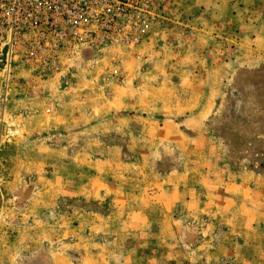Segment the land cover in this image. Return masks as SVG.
<instances>
[{"label":"crops","instance_id":"1","mask_svg":"<svg viewBox=\"0 0 264 264\" xmlns=\"http://www.w3.org/2000/svg\"><path fill=\"white\" fill-rule=\"evenodd\" d=\"M179 1L187 13L209 6L239 24L244 48L251 50L236 63L208 55L209 69L199 74L186 63L179 73H130L123 90L133 98L122 90L126 97L114 107L82 116L84 152L72 164L55 148L58 133L72 126L70 109L56 118L55 104L51 118L44 111L46 119L32 125L23 113L37 105L21 110L9 103L0 127V264H153L158 254L168 261L174 252L165 242L185 223L198 225L208 240L202 247L208 263L243 248L241 219L254 175L231 168L225 141L209 135L208 127L216 110L213 78L264 63V0ZM158 62L165 68L167 59ZM192 62L202 65L199 58ZM155 105L164 115L159 122ZM163 146L176 150L177 167L168 171L163 162L171 152ZM222 226L227 232L218 241ZM182 254L194 256L182 264H197L195 248L187 245Z\"/></svg>","mask_w":264,"mask_h":264},{"label":"rangeland","instance_id":"2","mask_svg":"<svg viewBox=\"0 0 264 264\" xmlns=\"http://www.w3.org/2000/svg\"><path fill=\"white\" fill-rule=\"evenodd\" d=\"M182 4L183 1L179 0L168 1L164 9L167 20L156 27L154 38L149 39L136 50L124 51L120 56L110 52L85 50L74 66L73 74L58 84L57 97L53 98L51 93L43 98L22 94L13 97L9 103H12L13 107L18 102L29 104V107L37 105L38 110L26 108L25 112L31 113H23L25 119L28 117L26 121L32 125L46 119L44 109L50 100L56 104V118L65 115V108L70 109L67 119L72 122V126L67 124L58 133L59 139L57 138L55 148L70 156L67 159L70 164L76 162L77 158L82 156L85 147L81 142L83 139L81 132L87 129V126L82 125V116H91L90 111L95 107H114V102L125 96L120 91L130 86V73L139 70L157 72L170 70L179 73L183 67L180 65L186 63L185 66L189 64L192 66L190 69H195L199 74L200 69L203 72L209 69L206 66L209 61H205L204 58L208 55L215 57L218 63H236L241 61L246 51L251 50L244 48L243 31L239 24L220 18L219 14L213 12L214 10L212 11L209 6L203 7L197 13L193 11L187 13ZM150 57L151 61L148 62ZM195 58L201 59L202 65L198 63L193 65L192 60ZM166 59V67L163 68L158 61ZM229 75L228 72L223 80L220 77L212 80V84L216 83L217 89V94L212 97L216 110L208 128H210L209 135L218 136L225 141L222 147L228 151L227 161L231 168L235 172L248 169L250 174L254 175V178L249 179L250 198L248 205L243 209V219H241V224L243 222L247 232V236L244 237L246 240L243 241V252L239 246H236L240 248L234 250L236 255H230L231 257L228 256L224 261L212 258L213 260L208 263L206 250L202 248L208 240L200 234L198 225L185 223L177 225L175 236L165 242L168 247L165 249L171 254L174 252L169 260L165 261L166 256L162 257L158 254V257H154L153 264H182L184 257L194 258V256H183V250L187 245L195 248L197 264H264V63L258 66L246 65L244 69H240L230 77ZM123 91L125 94L128 93V90ZM127 95L125 96L127 99L133 98L132 95ZM1 107L0 97V127L5 114ZM154 108H158L155 109V120H162L164 115L160 111L161 105H155ZM46 116L51 118V112ZM92 122L94 125L97 124V120ZM157 130L159 128L155 129ZM163 148L171 152L170 161L160 162L165 164V170L177 167L176 150L172 147L163 146ZM166 163L167 165L169 163V166ZM219 231L218 241L225 235L227 228L222 226ZM154 243V248L161 249V241L154 240ZM219 255L220 259H223L221 254ZM208 259L210 261V258Z\"/></svg>","mask_w":264,"mask_h":264},{"label":"built area","instance_id":"3","mask_svg":"<svg viewBox=\"0 0 264 264\" xmlns=\"http://www.w3.org/2000/svg\"><path fill=\"white\" fill-rule=\"evenodd\" d=\"M168 1L0 0L1 110L22 94L58 93L85 50L117 56L136 50L167 20ZM54 109L50 100L44 110Z\"/></svg>","mask_w":264,"mask_h":264}]
</instances>
